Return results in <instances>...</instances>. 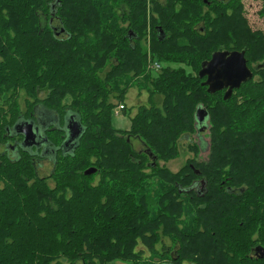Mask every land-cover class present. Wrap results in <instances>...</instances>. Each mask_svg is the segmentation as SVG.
Segmentation results:
<instances>
[{
  "label": "trees",
  "instance_id": "trees-1",
  "mask_svg": "<svg viewBox=\"0 0 264 264\" xmlns=\"http://www.w3.org/2000/svg\"><path fill=\"white\" fill-rule=\"evenodd\" d=\"M244 1L0 0V264H264V30ZM219 50L243 51L253 74L226 100L198 77ZM132 88L147 100L117 129ZM35 102L82 129L70 150L47 130L45 176L41 156L1 150ZM199 107L207 154L189 144L172 171Z\"/></svg>",
  "mask_w": 264,
  "mask_h": 264
},
{
  "label": "rangeland",
  "instance_id": "rangeland-1",
  "mask_svg": "<svg viewBox=\"0 0 264 264\" xmlns=\"http://www.w3.org/2000/svg\"><path fill=\"white\" fill-rule=\"evenodd\" d=\"M163 1V0H160ZM262 0H245L244 4H245V16L247 17V20L250 24V26L253 29H263L264 30V17H262L259 13L258 10L261 8L262 6ZM42 21L43 18H42ZM52 21V25L54 28H57V30L59 31V23L56 19H51ZM62 32V31H60ZM64 33L62 32L60 35H63ZM150 55V54H149ZM157 62L152 61L149 64V67L152 71H155L157 69L152 68L153 64ZM159 64V63H158ZM255 68L259 67V66H264V59L261 61L256 62L253 65ZM160 69V67H159ZM158 69V70H159ZM20 96L18 97V102L20 105V110L21 113L20 115H22L23 117L26 118V112H27V106L25 103V94L21 91ZM43 92H40V96H43ZM147 95H146V91H142L140 94H138L137 89L132 88L129 93L127 94L125 100H124V104L126 107V111H122V110H117L118 108H116L113 111V114L111 116V124L113 127L117 128V129H121V130H125L128 129L130 127V116H132L136 110L137 105L145 103L147 100ZM33 100L31 99L30 102H32ZM39 103V102H35L32 106V109L34 108V106ZM32 114H30L31 117ZM24 119V118H22ZM199 128V127H198ZM208 131L207 128L204 127L203 129H200L199 133H194V134H186L181 136V138L179 139L178 142V146H179V153L178 156L175 158L170 159L167 162H164L165 166L168 167L170 170L172 171H177L186 161L187 158L193 156L194 152L192 150L189 149V144H195L197 145L200 150L198 151V155L203 158L206 156L207 154V147H208ZM132 145L134 146V148L141 149V150H145L146 146L145 144L137 137H131L130 139ZM8 144H4L3 146H1V150H6ZM147 149V148H146ZM8 152H10V156L12 158H15L19 153H12L11 150L9 149ZM46 156V158H44L43 160H38L36 159V165H37V169H38V173L41 176H45L48 175L52 169V157L49 156V154L44 155ZM148 253H146L147 255ZM113 264H131L130 261H116Z\"/></svg>",
  "mask_w": 264,
  "mask_h": 264
},
{
  "label": "water",
  "instance_id": "water-1",
  "mask_svg": "<svg viewBox=\"0 0 264 264\" xmlns=\"http://www.w3.org/2000/svg\"><path fill=\"white\" fill-rule=\"evenodd\" d=\"M253 74L247 65L243 51L219 50L211 55V58L201 65L198 72L199 78H204L201 82L203 86L211 93L225 89L223 99H228L233 89L239 88L242 83L252 78ZM207 110L199 107L195 112V118L198 125L206 126ZM74 121V122H73ZM204 126V127H205ZM68 143L76 141L82 132L78 123L70 115L66 121ZM16 133L24 135L23 143L25 146H32L35 142V131L33 125L29 122L18 123L15 125Z\"/></svg>",
  "mask_w": 264,
  "mask_h": 264
},
{
  "label": "flooded vegetation",
  "instance_id": "flooded-vegetation-1",
  "mask_svg": "<svg viewBox=\"0 0 264 264\" xmlns=\"http://www.w3.org/2000/svg\"><path fill=\"white\" fill-rule=\"evenodd\" d=\"M31 114V117H29L28 119H21L18 123L29 122L33 125V129L35 131L34 144H32V146H25L23 143L24 135L22 133H17L21 136H15L16 133L13 128L12 131H9L8 133L10 136V139L7 142L8 150L10 149L12 153H18L19 150H28L33 154L38 155V157L41 156L40 158L36 159L43 160L44 158L42 156H44V154H46L47 152H51L52 154L56 152V148L47 143V130H49L51 127H54L61 128L62 130L66 131L67 134L69 133V131L65 129L66 123L61 126L59 117L56 115V113L47 110L42 105H40V103H37L34 106ZM204 126V124L199 125V129H203ZM73 144L74 141L69 143L66 142L65 146L70 150ZM8 154H10V152H8Z\"/></svg>",
  "mask_w": 264,
  "mask_h": 264
},
{
  "label": "built area",
  "instance_id": "built-area-1",
  "mask_svg": "<svg viewBox=\"0 0 264 264\" xmlns=\"http://www.w3.org/2000/svg\"><path fill=\"white\" fill-rule=\"evenodd\" d=\"M159 67H160V65L158 64V62H155L152 66V68H154V69H159ZM122 108H123V105H119L117 110H120Z\"/></svg>",
  "mask_w": 264,
  "mask_h": 264
}]
</instances>
